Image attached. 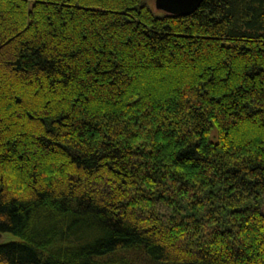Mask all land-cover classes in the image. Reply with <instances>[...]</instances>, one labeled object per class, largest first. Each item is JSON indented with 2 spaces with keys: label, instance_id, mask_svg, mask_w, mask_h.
Listing matches in <instances>:
<instances>
[{
  "label": "trees",
  "instance_id": "obj_1",
  "mask_svg": "<svg viewBox=\"0 0 264 264\" xmlns=\"http://www.w3.org/2000/svg\"><path fill=\"white\" fill-rule=\"evenodd\" d=\"M263 204L264 0H0V264H264Z\"/></svg>",
  "mask_w": 264,
  "mask_h": 264
},
{
  "label": "water",
  "instance_id": "obj_2",
  "mask_svg": "<svg viewBox=\"0 0 264 264\" xmlns=\"http://www.w3.org/2000/svg\"><path fill=\"white\" fill-rule=\"evenodd\" d=\"M203 0H154L155 7L170 15L185 16L195 11Z\"/></svg>",
  "mask_w": 264,
  "mask_h": 264
},
{
  "label": "rangeland",
  "instance_id": "obj_3",
  "mask_svg": "<svg viewBox=\"0 0 264 264\" xmlns=\"http://www.w3.org/2000/svg\"><path fill=\"white\" fill-rule=\"evenodd\" d=\"M142 2H144L146 4V6L156 15H160L162 14V11L158 10L156 7H155V4H154V0H142ZM262 212L264 214V204L262 206ZM0 241H9V240H15L16 237L14 235H11L10 233H3V234H0Z\"/></svg>",
  "mask_w": 264,
  "mask_h": 264
}]
</instances>
